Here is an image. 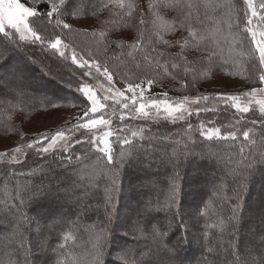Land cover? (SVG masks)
<instances>
[{
    "label": "snow or ice",
    "instance_id": "1",
    "mask_svg": "<svg viewBox=\"0 0 264 264\" xmlns=\"http://www.w3.org/2000/svg\"><path fill=\"white\" fill-rule=\"evenodd\" d=\"M86 17L93 20L87 27L74 29L69 22ZM73 35L85 40L78 44ZM25 46L54 57L58 67L75 66L66 82L71 98L54 100L44 93L41 103L46 109L79 112L27 141L21 134L15 147L0 151V161L12 166L33 159L36 167L30 174H39L38 183L14 186L10 200L0 203V253L11 249L7 259L0 254V264H39L29 257L44 253L48 239L41 233L33 251L27 234L39 219L31 212L47 200L39 215L52 219L70 199L77 231L63 232L52 249L56 264H109V257H115L112 264H135L128 259L133 248L110 247L121 228L134 242L152 241L149 251L158 257L153 264H185L187 257L180 253L193 241L210 255L222 252L226 257L202 264H264V231L257 233L256 225H249L255 243L243 244L239 228L248 211L240 181L256 164L264 175V151L255 163L245 156L246 146L257 144V128L264 144V0H243V7L238 0H147L146 6L137 0H0V100L13 112L19 105L12 101L23 102L38 87L31 79L35 60L20 55ZM221 72L245 81L243 90L198 87ZM222 113L230 118L225 121ZM11 130L9 124L5 140ZM153 142H169L172 150L154 154L144 148V143L155 147ZM237 142L240 159L228 175L240 186L220 180L216 192L227 215L205 226L218 229L219 235L190 233L179 210L181 183L199 186L202 165L215 155L212 143ZM132 165L140 175L128 186L122 224L119 201ZM22 174L14 167L0 171L4 179ZM258 222L264 228V207ZM82 237L86 239L76 252Z\"/></svg>",
    "mask_w": 264,
    "mask_h": 264
},
{
    "label": "trees",
    "instance_id": "2",
    "mask_svg": "<svg viewBox=\"0 0 264 264\" xmlns=\"http://www.w3.org/2000/svg\"><path fill=\"white\" fill-rule=\"evenodd\" d=\"M141 1H143L141 3ZM138 3H140L142 6H146L147 0H137ZM260 2V0H254V3L258 4ZM238 7H243V0H238ZM87 21H91V23H93L92 18L86 17L83 19V21H73V20H69L70 23L73 24L74 29H80L83 28V26L81 25L82 23H86ZM72 39H74L78 44L81 43L82 41L85 40L84 37L82 36H72ZM26 47V51L23 52L22 54V58L26 55L29 56L30 59H32V55L30 54V52H41V50L39 48L32 49L31 47L34 46H25ZM37 49V50H36ZM30 51V52H29ZM38 53V54H40ZM44 54V53H42ZM21 55V54H20ZM45 55V54H44ZM54 58V57H53ZM70 63V61L68 62ZM67 67L68 65L65 64ZM75 66H72V68H69V71L72 72V70L74 69ZM78 75V73H77ZM219 77L221 80H223L225 82L226 87L223 88H217L215 86H210L207 87V84L212 83V82H216L219 80ZM165 85L168 84V81L165 80ZM226 83H231L230 86H227ZM198 87L204 91H231V90H236V89H240L243 90V88L245 87V81L241 80L239 77H235V78H231V77H225L224 73L221 72L219 73L216 77L215 80H209L207 82H202L201 85H198ZM221 87V86H219ZM66 89V88H65ZM47 96L49 98H52L54 100H58L62 97H69L71 98L70 95V90L66 89L64 90L63 88H60L59 86H55L53 87L50 92L48 91ZM184 94H189V95H196L195 92L192 93H186V92H181V93H173L170 92V95H184ZM34 96V98H32ZM43 97L42 94H40L37 90L35 91V93H30L29 95H26L25 97H23V102H21L20 100H13L12 104H17L19 105V108L13 112L9 110L8 105H6L3 100H0V137H5V128L9 126V124L11 125V131L8 132V136L10 137L9 141L14 140V142L16 144H18L20 142V135L22 134L25 137V140L27 141L28 139L31 138V136H29V133H24V126L25 124L23 123L24 121H26V126L29 127L31 124L34 123V121L32 120L33 118L37 117V116H44L45 118H48V116L50 115H54L53 112H51L52 110H56V109H51V108H45L44 105L41 103L40 97ZM23 109V111H20V109ZM62 113L63 116L66 114L65 110L63 109H59ZM79 112L78 108H74V115ZM258 115V113H257ZM222 118L227 121L230 118L229 113H222L221 114ZM249 116H251V114H249ZM62 119V118H61ZM65 119V118H63ZM195 119V118H194ZM118 120H115V124H118ZM249 127H252L251 124L248 125ZM168 128L175 133L177 131V129L174 126L169 125ZM179 138V137H176ZM255 139L257 140V144L256 145H248L245 148V156L248 157L249 159H251L253 161V163H255L256 161H258V158L260 156V153L262 151H264V144H261L260 141V137H259V130L257 128V135L255 136ZM138 146L140 144V142H137ZM154 145H158L161 144L162 147L164 148V150L166 149L167 151H171L169 150L170 143L169 142H164V143H158V142H153ZM213 147H211V151L215 154L212 162L213 163H217V164H222L226 169H230L232 167H234V161L239 160L240 157L237 155L238 152V148H239V142H237L236 145H230L228 143H212ZM77 149L79 150L80 146L77 145L76 146ZM148 147H152V145H149L147 143H144V148H148ZM160 147V148H162ZM199 151V149H197ZM151 151L152 150H148ZM220 157V159L218 158ZM247 162V161H246ZM15 168V170L18 173H23L22 175H19L18 177L21 178V182L18 178H14L12 176H9L7 179H4L3 177H0L2 180V183L5 180H8V182L4 183V184H0V203H2L5 200H10L11 195L13 194V187L14 186H20V185H24V184H32V183H38L39 179L38 176H36L35 178L32 179L28 178V176H30L29 174L32 172V170L36 167V164L33 162V159H24V165H9L6 164L4 161H0V171L2 170H6V169H11V168ZM130 168V167H129ZM127 169L125 178H124V191H123V197L126 196V189H128V184H133L132 181L134 182L132 176H131V172L130 169ZM179 171L181 172V175L183 176V173L185 171V169H183V172L179 169ZM206 170H202V173H205ZM225 170L224 172H219L221 178L225 179L226 181V185H230L231 187L235 188V187H239V185L237 183H231L228 181V178L225 177ZM218 173V174H219ZM261 177L262 180H264V175H262L259 172V165L256 164V170L253 171L246 180H241L240 184L245 185V187L243 188V200H244V204L247 207L248 211L250 210V204H249V198L252 194H254L256 192V190L252 189V181H254L256 178ZM29 179L30 182H25L22 183L23 179ZM221 180V179H220ZM178 183H181L180 181H177ZM1 183V182H0ZM211 182H208V186L210 185ZM219 185V183L216 185V187ZM216 187L214 186L213 188H206L204 189V193L201 191V193L197 194V196H194L192 191L193 188L192 187H185L184 184L181 183V194L179 197V200L181 201V203L179 204V210L180 212L183 213V215H187L188 217H185V221L189 224L190 226V233H201L203 231H207L209 233V237L210 238H214L216 236L219 235V230L218 229H212V228H207L206 229V225H210V224H214L218 222V219L221 215L226 216L227 212L226 210H223V205L220 202V198L217 195L216 192ZM264 184H262V186H259L258 189H263ZM196 190V189H195ZM250 193V194H249ZM232 193L229 191L228 195H231ZM185 195H188L191 197V195H193L195 198L191 199L193 200V202H189V206H187L188 201L185 198ZM124 199V198H123ZM247 201H246V200ZM122 202L123 200L119 201V205L120 210L122 208ZM34 207V206H33ZM247 211V213H248ZM122 212V211H121ZM199 213H203V215H194V214H198ZM192 213V216H191ZM194 213V214H193ZM246 213V212H245ZM245 213L243 214V219L240 223L241 226H245L244 220H245ZM71 214V213H70ZM67 214L62 215L60 218H58L56 220V222H52L54 224H49V222H47L46 219H44V216H40L37 215V212L35 213V211L31 212V215H33L34 217H39V222H41V224H44V236L46 235V237H49L50 240H53L54 242L51 244V247L48 246L47 250L45 252H49L51 251V248H55L57 246L58 243L61 242L60 237L62 236L63 232L68 231V230H72V231H77L76 227L72 225V221L75 220L74 216L71 214ZM160 213L159 215L161 216ZM190 215V216H189ZM163 217V216H162ZM43 218V219H42ZM180 218V217H179ZM188 219V220H187ZM198 221V222H197ZM48 223V225H47ZM83 223H88L87 220H84ZM37 222L36 220L33 221V223L30 226V231L27 234V237H33L34 232H32V229H35V227ZM192 229V232H191ZM246 229V228H244ZM120 230V229H118ZM118 230L114 233L115 237L117 238V236L121 237L123 235H121ZM36 231V230H35ZM123 231V230H120ZM126 231V229H125ZM38 238L41 237V231L38 233ZM243 238V237H242ZM86 239V237H82L81 238V244H83L84 240ZM135 240V239H134ZM139 241H145L144 243L137 245V242H133L130 244V247L134 249L133 253L131 254V258L137 263H141V262H145V263H149V264H153L154 261H156L158 259V257L152 255L150 253V248L152 246V241L148 240V239H139ZM242 243H245L244 238L242 239ZM80 244V245H81ZM110 247H112V245H110ZM8 251V250H7ZM76 252H80L81 251V247L79 246L78 248H75ZM187 251V252H186ZM190 248L189 246L187 248H185V252L184 250L181 251L180 256L181 257H187V259L185 260V264H202V253L200 252V256H192V254H189L190 252ZM203 251V250H202ZM54 252V251H53ZM1 254V253H0ZM44 254V253H43ZM53 256V257H52ZM51 256L50 252L49 254H45L43 255L42 259L43 262L47 263V264H56L58 256L57 254L54 252L53 255ZM23 259V257H21ZM30 258V257H29ZM32 258V257H31ZM110 258V257H109ZM108 258V259H109ZM14 261L17 259L16 256H13ZM208 260L210 261H220V255L216 254V256L212 255V258H208ZM113 261V260H112ZM109 264H112L111 261H109Z\"/></svg>",
    "mask_w": 264,
    "mask_h": 264
},
{
    "label": "rangeland",
    "instance_id": "3",
    "mask_svg": "<svg viewBox=\"0 0 264 264\" xmlns=\"http://www.w3.org/2000/svg\"><path fill=\"white\" fill-rule=\"evenodd\" d=\"M142 2L143 1H141V3ZM91 24H92L91 21H87L86 23L84 22L81 25L83 27H87L88 25H91ZM31 48L35 49V47H31ZM38 53H40V52H35V51L30 52V54L32 55V59L35 60V64L33 65V71L31 72V79H32V81H34V86H38L36 88V90L42 95L44 93H47L48 91L50 92V90L55 86H59L60 88H63L64 90H66V89L69 90V88L66 86V82L68 80L69 74L71 73L69 71L68 67L65 64L58 67L56 63H53V59H55V58L49 59L46 55H44L42 53H40V54H38ZM26 56L29 57L28 55H26ZM49 68H51V73H49V71H48ZM61 76L64 77L63 82L60 79ZM230 84L231 83H226L227 86H230ZM224 85H225V82L223 80H221L219 77L218 81L207 84V87L215 86L217 88H223V87H226ZM219 86H221V87H219ZM42 98L43 97L41 96L39 100H42ZM60 109L65 110L66 114L64 116H63V113L59 109H56L55 111L54 110L51 111L54 113V115H50V116H48V118H45L44 116H37V117L33 118L32 120L34 121V123L31 124L29 127L26 126V121H24L23 122L25 124L24 133H29L28 135L32 137L33 135H36V134L41 133V132H45L49 129H55L57 127L63 126L65 123V119H63V118L71 119L72 117H74V108H60ZM114 124H115V121H114ZM9 140L10 139L5 140L3 137H0V151H4L6 149H11L12 147H15L17 145L14 142V140H11V141H9ZM160 147H162V145L158 144V145H155V147L152 146V147H148L145 149L152 150V152L154 154H158L160 151L164 150L163 147L162 148H160ZM211 147H213V146H211ZM169 150H172V146L169 147ZM218 158L220 159V157H218ZM257 158L259 160L260 156ZM202 168H203V171L204 170H206V171H205V173H202V172L200 173L199 186L195 188L196 190L193 189V191H192L194 196H197L198 193L200 194L201 191L203 192L204 189H206L208 187L209 188H211V187L213 188L214 186L216 187V185L218 183H220V179H222L221 178L222 175L220 176L219 172L223 173L224 170L226 171L225 177L228 178V181L231 182L232 184L234 183V178L231 175H228L229 169H226L222 164L219 165V164L213 163V162H211L209 164L208 162H204V165H202ZM129 169L131 172V176L134 180V182L132 181V183L134 184L137 182V176L140 175V171L135 165L130 166ZM180 170L183 172V168H181ZM29 175L30 176H28V178L32 177V179L35 178L36 176H39V174H37L36 176H32L31 174H29ZM21 178L18 177L19 180ZM28 178L23 179L22 183L30 182ZM1 180L2 179L0 178V182H1L0 184L1 185L8 182V180H5L2 183ZM20 182H21V180H20ZM208 182H211L209 186H208ZM262 184H264V180H262L261 177H258L254 181H252V189L256 190V192L254 194H252L249 198V204L251 206H250V210L248 211V213L247 212L245 213V217H246L244 220L245 226L239 225L240 235L244 238V241H245V243H243V244L255 243L254 239L252 237H250L248 234L249 225H253V224L256 225V232L257 233L264 231V228H261L259 225V222H258L259 210L262 207H264V187H263V189H260V190L258 189V187L262 186ZM128 186H129V184H128ZM125 193H126V196H124V199L122 202V208L120 210V223H122V224L125 223V221H126V217L124 214L125 208L123 206H126L129 203V196H130L128 189H126ZM193 195H191L192 199L195 198ZM191 197L188 195H185V198L188 201L187 206H189V202H193ZM142 198H147V197L145 196ZM220 202L222 203L221 200H220ZM47 204H48L47 200H41L39 202V206L37 208V211H35V213L37 212V215H39V209L46 207ZM34 207H37V206L34 205ZM73 208H74V202H73V200L70 199L67 202V204L64 206V208L61 210L62 214L57 215L56 217H54L52 219H49L47 216H44V219H46L47 222L50 221L49 222L50 225L54 224L52 222H56V220L58 218H60L62 215H64V213H65V215L70 214V213L73 215ZM180 214L183 215L182 212H180ZM188 214L189 213H187V215L184 214L183 218L185 219V217H188ZM194 215L196 216L197 214H194ZM162 216H164V213L161 214V217ZM191 216H192V213H191ZM74 218H75V216H74ZM177 219H179V216L177 217ZM47 225H48V223H47ZM244 228H246V229H244ZM120 230H123V231H120ZM120 230H118V232L123 236H121V237L117 236V238L114 241V245H112V247L113 246H115V247H121V246L130 247V244L134 242L135 238L132 235L125 236L124 235V232H125L124 228H121ZM31 231L34 232V235H33V237H28V239L33 242V251H34L35 250L34 249L35 242L42 238V237L38 238V235H39L38 233L41 231V233L44 234V224L43 223L41 224V222H39V226L37 225L35 227V229H32ZM191 232H192V229H191ZM47 239H48V246L51 247V244L54 241L50 240L49 237H47ZM140 239H144V238H140ZM136 242H137V245H139V243L142 244L145 241H139V242L136 241ZM80 244H81V241L78 243L77 248L80 246ZM189 248L191 250L189 252V254H192V256H194V257L198 256L201 252V253H203L202 254V260L207 259V257L212 258V255H210L206 249H201L200 247H198V245L195 243V241H193V243L191 245H189ZM52 249L53 248H51V251H49L51 256L54 253L52 251ZM10 251H11V249L6 248V249L2 250L1 254L4 255L5 259H7L8 258L7 253ZM49 252H44V254L43 253L34 254L31 256L32 258L30 257L29 259L32 260L33 262L38 261L39 264H47V263L43 262L42 257L45 254H49ZM184 252H185V249H184ZM218 254L220 255V261L224 260L226 258L222 252H220ZM11 258H13V256ZM228 258L230 259L231 257H228ZM114 259H115V257H110L108 260L112 262V260H114ZM128 259L135 262L130 256L128 257ZM120 264H123V261H121ZM135 264H137V263L135 262ZM139 264H147V263L141 262Z\"/></svg>",
    "mask_w": 264,
    "mask_h": 264
},
{
    "label": "bare ground",
    "instance_id": "4",
    "mask_svg": "<svg viewBox=\"0 0 264 264\" xmlns=\"http://www.w3.org/2000/svg\"><path fill=\"white\" fill-rule=\"evenodd\" d=\"M23 53H21V55H22Z\"/></svg>",
    "mask_w": 264,
    "mask_h": 264
}]
</instances>
